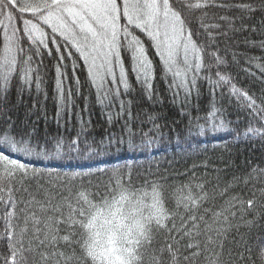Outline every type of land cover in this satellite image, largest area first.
Returning <instances> with one entry per match:
<instances>
[{"label":"snow or ice","instance_id":"6c2138e0","mask_svg":"<svg viewBox=\"0 0 264 264\" xmlns=\"http://www.w3.org/2000/svg\"><path fill=\"white\" fill-rule=\"evenodd\" d=\"M214 6L236 7L248 12L253 10L250 3L216 5L215 0H0V99L6 100L13 80L20 85V94L25 90L30 92L33 85L39 91L43 83L40 72L42 67H47L43 64V58L48 56L54 62V83L62 110L74 105L71 97L80 92L82 83L75 73L84 72L83 83L89 85L90 90L94 87L97 103L108 106L116 104L115 115L107 113L106 121H122L119 131H109L100 141L82 138L83 124L81 132L70 140L62 136L33 140L31 134L17 131L10 118L0 123V168L6 178L13 182L10 186L0 184V246L5 250L0 252L2 264H37L33 259V254L37 252L44 264H62L61 257L63 264H89V257L93 261H100V264H162L160 257L152 255L146 260L144 255L157 243L154 233L158 229L168 233V239L157 251L161 256L168 254L171 264H180V241L171 232L178 231L190 237L191 231L184 230L185 220L192 222L193 229H198V217L192 212L198 211L200 200L208 198L206 194L203 197L188 196L184 202L187 216L181 218L179 210H176L169 221L162 202L155 196L152 211L145 216L139 207L127 208L129 197L123 192L119 199L104 201L106 207H97L86 194L81 193L88 207L78 209L75 215L79 219L72 215L63 218L62 205L54 202L53 194L43 183L36 186L37 193H44L42 200H38L32 192H29L30 199H18L16 193L27 191L31 180L41 181L47 177V183L51 185L55 177V184L67 187L92 173H64L61 176L47 168H32L30 163L13 159L11 154L43 162L94 159L123 151H147L160 147L163 143V126L155 123V117H149L152 127L146 132L143 129L137 132L132 127L133 121L125 119L130 116V111L125 107L126 102L120 99L121 86L124 93L131 89L130 74L146 94L152 92L158 70L164 78L169 73L179 78L175 88L183 89L185 100L191 95L193 87H196L199 95L197 84L202 79L209 83L210 94H214L217 88L229 85V93L239 101L237 108L251 117L249 124L253 121L260 124V127L249 126L245 135L252 133L264 139V93L257 96L243 91L228 76L216 70L225 60L212 49L219 47L217 40L226 33L220 24L207 23L206 10ZM257 7L264 11V3ZM196 12L201 15L196 16ZM219 19L226 21L231 30L229 17ZM258 46L264 48V40L259 41ZM211 61H215V64ZM81 64L85 67H78ZM257 68L264 75V66L257 65ZM201 73L204 75L201 76ZM213 75L218 78L213 79ZM69 81L74 82V88ZM172 87L170 84L169 88ZM218 94L223 96V92ZM147 98L151 99V96ZM221 112L223 109L212 104L205 117H193L188 125L189 134L193 124L199 129L197 135L205 134V124L212 134H231L234 130L227 126L231 121L226 123V116L220 118L218 113ZM60 118L61 113L58 112V122ZM78 119L83 118L78 116ZM201 119L205 124L199 123ZM158 140L160 143H157ZM128 168L125 165L123 170H112L111 174L119 176L117 182L121 185ZM261 174H264V170H261ZM17 184L19 188L15 186ZM197 187L202 188L203 185ZM60 199L66 202L64 197ZM246 203L252 208L256 207L253 200ZM37 210L47 215L38 216ZM214 215L218 218L222 213ZM177 218L180 219L179 229L175 224ZM21 219L24 227L17 233V223ZM98 219L103 221L99 228ZM61 220L65 225L79 227L65 228L63 230L69 234L60 235ZM29 227L32 237L26 246L24 237ZM100 229L107 233V243L111 247L105 248L100 242ZM61 240L66 242V249L69 244L77 245L76 251L69 255L71 249L61 250ZM97 247L100 251L96 250ZM184 247L199 249L200 244H187ZM42 248L48 251H39ZM199 254L193 252L191 255L195 257ZM184 259L188 260L189 257ZM260 260L264 264V252ZM210 264H218V261H210Z\"/></svg>","mask_w":264,"mask_h":264},{"label":"trees","instance_id":"16d2710c","mask_svg":"<svg viewBox=\"0 0 264 264\" xmlns=\"http://www.w3.org/2000/svg\"><path fill=\"white\" fill-rule=\"evenodd\" d=\"M215 3L216 5L241 3L253 5L251 12L236 7H211L206 10L207 23L220 24L226 33L217 40L219 47L212 49L225 60V63L219 65L216 70L228 76L241 90L257 96L261 95L264 93V75L257 65L264 66V48L258 46V42L264 40V11H260L257 6L264 3V0H215ZM200 15V12H196V16ZM225 16L232 22L231 30L226 21L219 19ZM196 26L198 27V24ZM50 47L54 46L50 45ZM211 62L215 64V61ZM53 63L52 59L44 56L43 64L47 67L41 69L43 83L39 91L33 85L30 92L25 90L20 94V85L13 80L6 100L0 99V123L10 118L16 125L17 131L31 134L33 140L57 136L70 140L81 132L82 124V138L89 140L100 141L109 131H119L122 121L116 119L112 123L106 121L107 113L115 115L116 104L113 103L111 106L98 104L94 87L90 90L89 85L83 83L84 72L75 73L82 83L80 92L71 97L74 105L61 109L55 89ZM128 63L126 60V66ZM78 67L85 66L81 64ZM203 75L204 73H201V76ZM217 78L213 75V79ZM178 79L171 73L164 78L158 70L154 88L150 93H145L132 74L129 76L130 91L124 93L121 86L120 99L126 102L125 107L130 111V116H126L125 119L133 121L132 127L137 132L141 129L146 132L152 127L149 117H155V123L163 126V143L160 147L147 151H123L113 156L94 159L43 162L11 154L13 159L30 163L32 168H47L60 173L61 176L64 173H92L67 187L55 184V177L51 185L47 183V177L41 181L31 180L28 190L18 191L16 196L18 199L28 200L31 198L29 192H32L36 194L38 200H42L44 193H37L36 186L37 183H43L44 187L49 188L53 194L54 202L62 205V217L67 218L72 215L76 219L80 218L75 215L78 209L81 206L88 207L81 198V193L86 194L88 200L97 207H106L104 201L119 199V195L123 192L129 197L127 208L139 207L145 216L152 211L151 205L155 196L162 202L170 221L176 210H179L181 218L187 216L184 202L188 196L203 197L206 194L208 198L200 200L198 211L192 212L198 217L196 221L198 229H193L192 222L185 220L184 230L191 231L190 237L178 231L171 232V235L180 241L178 245L180 264H210V261H218V264H261V253L264 252V174H261V170H264V139L252 133L245 135L249 126L260 127V124L255 121L249 124L251 117L237 108L239 101L229 93V85L217 88L214 94H210L209 83L202 79L197 84L199 95L196 93V87H193L191 95L185 100L183 89L175 88ZM69 83L73 88L75 87L74 82L69 81ZM170 84L173 85L172 88H169ZM220 92H223V96L218 94ZM148 96H151V99L147 98ZM212 104L223 109L218 116L220 118L226 116V123L231 121L227 126L234 131L231 134H212L207 131L204 119H201L199 123L205 124V134L197 135L199 129L194 124L189 134L190 120L197 116L205 117L211 110ZM58 112L61 113L59 122ZM78 116H82L83 119H78ZM157 143L160 141L158 140ZM125 165L129 166L126 170L128 174L123 176L121 185L117 182L119 176L111 173L114 169L123 170ZM12 183L0 168V184L10 186ZM15 186L20 187L18 184ZM61 197L66 198V202L61 200ZM248 200L255 201L256 207L248 206L246 203ZM20 207L23 208L24 205L21 204ZM214 213H222V215L217 218ZM37 215L47 214L37 210ZM175 224L179 229V218L175 220ZM60 226L62 228L60 235L69 234L63 230L65 228L79 227L65 225L62 220ZM23 227L24 223L21 219L17 223V233ZM153 227H155L154 223ZM154 236L157 243L144 253L146 260L155 255L161 258L162 264H171L168 254L161 256L157 251V248L162 247L163 242L168 239V233L158 229ZM31 237L32 229L29 227L24 237L26 246ZM196 243L200 244L199 249L184 247ZM65 244L63 240L59 242L61 250L71 249L69 255L76 251L77 245L74 243L69 244L68 249L64 247ZM4 251L0 246V252ZM39 251H48V249L42 248ZM193 252L200 254L193 257L191 255ZM184 257L189 259L185 260ZM33 259L37 264H44L38 252L33 254ZM60 259L63 264V257Z\"/></svg>","mask_w":264,"mask_h":264},{"label":"clouds","instance_id":"9594fccd","mask_svg":"<svg viewBox=\"0 0 264 264\" xmlns=\"http://www.w3.org/2000/svg\"><path fill=\"white\" fill-rule=\"evenodd\" d=\"M126 211H127V209H126ZM101 224V220H97V226H98V228H99V225ZM100 232H101V235H100V242L103 244V246L105 247V248H108V247H111V245H109L108 243H107V240H108V235H107V233H105L104 231H103V229H100ZM97 251H100V248L99 247H97V249H96ZM89 259V264H100V261H93L92 259H91V257H89L88 258Z\"/></svg>","mask_w":264,"mask_h":264}]
</instances>
